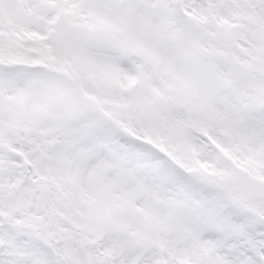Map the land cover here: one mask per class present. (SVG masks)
<instances>
[{
  "label": "snow or ice",
  "instance_id": "1",
  "mask_svg": "<svg viewBox=\"0 0 264 264\" xmlns=\"http://www.w3.org/2000/svg\"><path fill=\"white\" fill-rule=\"evenodd\" d=\"M0 264H264V0H0Z\"/></svg>",
  "mask_w": 264,
  "mask_h": 264
}]
</instances>
